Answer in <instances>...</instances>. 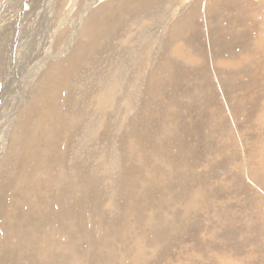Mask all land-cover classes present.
<instances>
[{
  "label": "rangeland",
  "instance_id": "1",
  "mask_svg": "<svg viewBox=\"0 0 264 264\" xmlns=\"http://www.w3.org/2000/svg\"><path fill=\"white\" fill-rule=\"evenodd\" d=\"M222 1L225 3H222ZM92 2L94 1L0 0V150H3L2 158H4L0 159V161L4 162L8 156L10 157L12 155L14 133H16L20 124H25V122L29 124L27 129L29 127L31 128L30 131L32 133L30 135L36 133L37 135H42V132L46 134L47 130L51 132V121H45L43 118L38 119L33 114H31L33 117L29 116L27 112L31 107L30 105H33L30 103H33L32 97L34 92L39 88L37 86H39L41 72H45L44 69H48L56 61L67 65L68 58L78 48L79 43L81 41H88L87 38H82L84 37V27L88 21V16L92 12L100 11V8L104 4H106L104 5L106 8L110 5H117L120 1L101 0L94 5H88ZM192 4L193 0H166L165 4L159 3L151 11H148L146 8L145 10H140L137 14H133L128 20L129 22L122 25V31H120L117 37L114 36L112 41L108 42L109 45L106 42V46L112 47V52L110 55L104 54L102 57L105 59L110 56L112 68L110 69L107 63H102L103 66L101 64L100 66L97 65V70H89V68L85 67L87 71L85 70V73L81 74V78H78L68 86L67 92H70H68L67 96L70 95L69 101H73V105L75 103L77 105L80 103L84 104V102L88 105V120L84 128H80L79 132H82V137H80V133L77 135L76 147H73V149L71 144H69V148H72V151L69 150L67 162L71 166V170L75 167L82 169L84 166L85 173L87 171L89 172L85 175L86 177H93L95 175L94 177L97 179H94L98 180V188L103 195L106 194L107 198L105 197L101 201V211L99 214L92 211L93 201L91 199L93 196L91 195L89 197L92 188L89 190L86 189L89 199L80 196L82 193L78 192L80 188L77 192H74L71 200L78 213V227H75L74 234L72 235L70 233L57 234L55 239L56 245H54L56 252L63 254L65 257H69L70 254L77 257L82 252L81 254L93 258L90 253V240L92 239L100 245L101 238H103L101 231L93 229V223L94 221L100 223L104 221L98 216L94 217V214L105 217L110 222L108 223L111 226L110 228L116 230L113 224L114 220L120 217L121 213L126 212L128 208L127 203L116 196L117 190H114L115 187H113V178L118 180L120 174H124L121 171V167L120 169L116 168L117 159L115 156L117 149H114L120 148L127 156H142L146 161L147 156L131 148L133 146V139L130 137L131 133H125L122 138L119 136L124 129L126 120L135 117L141 105V115L139 116L141 121L138 126V134H141V138L146 143H148V139H150L149 137H151L153 132L154 137L155 134H159L158 132H160L162 127H165V123L167 122L166 117H164L165 114L168 116L169 113L174 112L173 120L176 125H182L184 123L183 126L188 136V138H186L187 136L185 137L186 144L191 146L193 150H196V154H193L190 150L186 160L188 165L193 166L192 173H189V177L195 176L200 178L197 179L200 181L192 179L188 181L189 187L187 190L190 194L197 193L195 201L191 202V204L190 202H188L189 204L179 202L178 205L176 203L177 201L171 202V196L167 192L168 184L164 178L159 177L157 179L158 181H156L152 176H148L151 180L153 179L157 182H150L148 180L147 183H149L147 185L149 187H146H148V190L153 189L156 191L154 198L157 206L160 205L159 208L161 210L157 212L159 215H165L163 209L176 204L179 207L176 208L177 213L183 214L181 210L186 208L190 209L189 211L191 213L189 215V222L186 221V227L191 228L189 234L181 230L175 231L174 234L172 233V241H170L174 245L170 243L172 247L168 245V247L162 248L164 258L159 264H178L177 262H180L179 264H264V0H207L204 4L205 8L208 11H215L212 13L206 11L205 8V10L200 8V11L198 10L196 14V20H194L196 22L191 24L193 29H187L185 36L178 37L174 29H179L186 24L184 21L192 14L189 10ZM91 6H93V9ZM169 14H171L170 18ZM222 14L227 17L222 16ZM198 17L199 19L197 21ZM168 19H172V23ZM230 20L232 21L231 23ZM195 31L199 32L196 33ZM223 34H227L226 39H224L226 36ZM217 36L219 38L221 37L222 40L217 38ZM164 41L166 42V50L164 49ZM151 45H153L154 50ZM218 49L220 52H217ZM152 54L153 58H155L154 66L166 57L172 63L176 64L179 62L177 64L180 66L179 71L185 73L176 83L177 86L175 88L171 83L165 88V92L169 97L174 95L176 99L178 98V104L173 105L168 101V98H166L168 100L159 98L162 101H159L158 105L157 101L155 104L149 102V89L144 84L141 87L142 100L140 103L139 101L125 100L121 104L123 111L121 110L119 113L115 112L117 109L116 97L118 96L119 90L124 87V79L126 77L130 78L126 89L132 88L135 75L138 73H136L137 65L147 63L148 57ZM102 57L98 56L97 62L102 61ZM142 57L144 58L142 59ZM86 64L88 63L86 62ZM98 68L102 70H98ZM130 69L131 71H129ZM157 73L159 72L157 71ZM227 73L228 75H226ZM85 75H88V78ZM234 78L237 82L234 81ZM217 80L219 83H216ZM233 82L235 84L238 83L240 86L235 85ZM207 83L211 86L209 87ZM246 84L249 86L247 87ZM220 86L222 89L219 88ZM223 86L224 88L226 86L228 88L226 87L224 90ZM92 87L94 91L100 88L106 90L92 96ZM247 92L249 94L246 96ZM19 94H22L24 97V103L20 104V108L17 105L19 104ZM48 94H43L39 98L42 106L51 103L50 100H52V97ZM43 96H46V99ZM62 96L64 97L65 95L63 94ZM88 96L89 99L87 98ZM47 98L50 102L44 101L45 103L43 102L42 104L43 99L47 100ZM165 102L166 104H164ZM147 103L149 105H146ZM155 105H157V110H162L163 108L164 110L166 109V112L168 110L169 112L163 115H155L153 113ZM143 106H146L147 109ZM34 109L37 108L35 107ZM105 110L106 112H104ZM117 113L118 115H116ZM19 117L23 120L21 118L19 119ZM106 117H109V120ZM193 117L199 120L195 122L193 119V123L191 121ZM120 120L124 124L117 126ZM7 122L9 123L11 132L7 131L8 127L5 125ZM16 122L17 124L19 123L17 127L15 125ZM105 122L108 124L105 132L110 136L106 135V138L104 137L103 139L102 135L104 132H102L103 128H101V125L102 127L105 126ZM185 124L189 125V127ZM193 124H196V126H193ZM14 125L15 129H13ZM36 127L38 128L37 130H35ZM85 132L89 134H85ZM191 132L195 135L190 137L189 134ZM148 133L151 134L149 135ZM117 135L118 137L114 139L113 137ZM84 138L90 140L81 143V139L83 140ZM157 138L155 137L154 143L158 141ZM98 139L103 141L100 142ZM115 140L119 142L116 143L114 142ZM120 140L125 141L127 146L125 142L123 144V141ZM159 143L160 141L155 143V145ZM90 146L94 147L92 148ZM23 151L25 155L29 152V150L26 152L25 148ZM75 153H79L81 157ZM44 154L45 151L44 153L40 152L39 157H45ZM148 154L151 153L148 152ZM148 157L150 158V162L152 161L151 163L149 162L151 164L150 169L158 166L159 169L166 172V163L161 164L156 162L157 159H153V161L150 155ZM80 158L83 159L81 160ZM87 160L90 161L87 162ZM132 164H136L135 167H132L134 166ZM155 164L157 165L154 166ZM128 166L129 168H137L139 167V162H131ZM101 167L102 170L104 169L103 171ZM104 171L105 174L103 173ZM100 174L103 175L100 176ZM185 182L176 176L173 177L171 190H179L182 187L181 184ZM189 182H192L191 184L194 186H191ZM0 183H2L1 178ZM207 187L212 194L209 198L204 199L201 193ZM49 190L50 192L41 190L42 194L40 196L45 197L54 192L50 188ZM137 191L139 193L141 192L139 189ZM164 192H166V196ZM12 195L17 194L7 192L6 196L10 197L9 200L14 201L23 210V205L11 198ZM79 202H83L82 205H84V211L82 212L79 211V207L82 206ZM67 203H69V200H67ZM110 204L112 205L109 206ZM113 204L114 207H112ZM191 209L193 210L191 211ZM124 214L126 215V213ZM12 218L13 216L9 219L10 222L8 220H3L2 222L0 218V234L5 226L13 224L14 219ZM164 228H167V226ZM164 228H153V233L156 235L162 232L165 233L168 228ZM132 237L135 239H132V250H135L137 253L138 250L135 242H138L139 239L136 235ZM78 241V246L81 247L80 249H71L69 251L70 249L63 246L65 242L76 244ZM12 242H16V239H11L10 244ZM126 246V242L124 246L117 243L116 248L122 253L125 251L124 254H126ZM4 247H7V245L0 240V255ZM163 249H166V251ZM100 250L103 252V249ZM97 251L98 249L94 251L95 254ZM103 253L106 257H110L109 252L106 250ZM4 255L9 260L6 253ZM170 258H174L172 259V262L174 260L173 263ZM178 258L181 260L179 261ZM182 258H185V261ZM33 259L38 264H42L44 261L47 263V260L41 256L39 257L38 253L33 254ZM151 260L153 261L154 259H150L149 261ZM91 262V264H94V260H91ZM21 263L29 264L27 258H22Z\"/></svg>",
  "mask_w": 264,
  "mask_h": 264
},
{
  "label": "bare ground",
  "instance_id": "2",
  "mask_svg": "<svg viewBox=\"0 0 264 264\" xmlns=\"http://www.w3.org/2000/svg\"><path fill=\"white\" fill-rule=\"evenodd\" d=\"M93 1L94 2H92L88 5H91V4L94 5L96 2L99 3L101 0H93ZM119 1L120 2H118L117 5H110L106 8L104 6L106 4L103 5L101 3V5H103L102 8H100L101 10L97 11V12H92L88 16V21L87 22L85 21L86 23H85V27H84V37H82V38H87L88 41L86 39L87 42L81 41V43H79V45L77 44L78 48H76V50L73 51L71 56L68 58L67 65H64L63 63L56 61V62L52 63V65H50V67L48 69H44L45 72H41V76H40L41 78H40L39 86H37V88L38 87L39 88L34 92V95L32 97L33 103H30L33 105H30L31 107H30V109H28L27 113L29 114V116H32L31 114H33V116H35L38 119L43 118L45 121H51V123H52L51 132H48V130H47V133L45 134V132H42L43 131V129H42V131H41L42 135H40V134L37 135V133L30 135V133H32L30 131L31 128L29 127V129H27V126L29 124H27L26 122H25V124L24 123L20 124L18 126L19 128H17L16 133H14L15 134L14 139L12 138L13 139V153H12V155L10 157L8 156L6 158V160H4V162L0 161V163H1L0 164V178L2 179V183H0V218L2 219V222H3V220H6V221L8 220L10 222L9 219L12 216H13L12 219H14L13 220L14 222L12 221L13 224H11L9 226H5V228H3L1 230L0 240H2L7 245V247L2 248V254L0 255V264H11V263L22 264L21 263L22 258H27L29 264H38L33 259L34 253H38L39 257L41 256L43 259L47 260V263L45 261L44 262L42 261L43 262L42 264H91L92 263L91 260H94V264H153V263L159 264L160 262L163 261V258H164V255H162V248L168 247V245L171 246L170 243H172L171 242L172 241V238H171L172 233L174 234L175 231H179V230H181L187 234H189V232H190L191 228L189 229L186 227V221L189 222V215L191 214L189 211L190 209L186 208L184 210H181L183 212V214H182V213H177L176 208H179V207H177L179 205L178 204L179 202L184 203V204L190 202V204H191V202L195 201L197 193L190 194V192L187 190V188L189 187L188 181L190 179L197 180L200 178L195 177V176L189 177V173H192L193 166L188 165L186 163V160L188 158L189 151L191 150V152L193 154H196V150H193L191 148V146H188L186 144L185 137L187 136V134H186L184 126H183L184 123L182 125L181 124L176 125L175 121L173 120V113L174 112L169 113L168 116H166L167 114L164 115V117H166V121H167L165 123V127H162L160 132H158L159 134H157V135L155 134L154 137H153L154 132L152 134L148 133L149 135L151 134V137H149L150 139H148V143H146V141H144V139L141 138V134L140 135L138 134V130H139L138 126H139V123L141 121L139 118V116L141 115V108H140L141 105H140L138 112L136 113V116L126 120V123L124 125V129H123L122 133H120V135L119 134L118 135L120 136V138H122V136L125 133H131L130 137H132V139H133V144H132L133 146L130 145L131 148L135 151L138 150V152H140L142 155L147 156L146 161H145V158H143L142 156H136V155L127 156L126 153L124 154L120 148L114 149V150L117 149L116 150L117 153L115 156L117 159V161L115 160L117 163L116 168L120 169V167H121V171H123L124 174L121 173L122 175L120 174V177L118 180H115L113 178V187H115L114 190H117L116 196L123 199V201H125V203H127L128 208H127L126 212H124V213H126V215L124 213L123 214L121 213V216L123 215V217L120 216L114 220L113 224H114V227L116 228V230H115V229H111L110 228L111 226L108 225V223H110L109 220L107 221L106 218L103 217L102 215L94 214V217L98 216L101 220H104L105 222L102 221L100 223V222L94 221V223H93V229L99 230L103 233V238H101L102 240H101L100 245H98L92 239L90 240V248H91L90 253L93 256V258L87 257L88 255L86 256L84 254H81L82 252L77 257H74L72 254H70L69 257H65L63 254L56 252V247L54 246V245H56L55 239L57 237V234H59V233H66V234L70 233L72 235V234H74L75 227L76 226L78 227V225H77L78 213L75 209L74 203L71 200L74 192H77L78 189L80 188L78 191V192H82L80 194V196H82V197L84 196L85 198L89 199V197H91V195H92L93 196V198L91 199L93 201L92 202V211H94L95 213L96 212L99 213L101 211L100 210V208H101L100 203L106 197V194L103 195L101 190L98 188L99 187L98 180H96L97 178L94 177L95 175L93 177H86L85 175L88 174L89 172L87 171L85 173L84 166L82 167V169L80 167H75L74 169L71 170V168H70L71 166H69V164L67 162V158L69 157L68 156L69 150L72 151V148L76 147L77 135L80 133L79 132L80 128H84V126L88 120V116H87L88 105L86 104V102H84V104L80 103L79 105H77L75 103L73 105V101H71V102L69 101L70 95L67 96L68 92H70V91L67 92V88L75 80H77L78 78H81L80 77L81 74L85 73V70H86L85 67L89 68V70H97L96 69L97 65L100 66V64H101V66H103L102 63H107L108 67L111 69L112 68V61L109 58L110 56H108L105 59L102 57L104 54L110 55L112 52V47L110 48V47L106 46V42L108 44V42L112 41L114 36L117 37V35L120 33V31H122V28H121V27H123L122 25L124 23L127 24L129 22L128 20L133 16V14H137L140 10H143V9L145 10L146 8L148 9V11H151L153 8L157 7L159 3L165 4L166 0H119ZM205 1H207V0H193L192 7L191 8L189 7L190 8L189 10L192 12V14H190L188 16V18L186 17L187 15L185 14L186 15L185 17L187 19L185 18L186 21H184V22L186 24L183 22V24H185L184 26L180 27L179 29H174L175 34L178 37L185 36L187 34L186 33L187 29H193V27H191V24H194V22H196L194 20H196L195 18L197 16L196 14L198 13V10L200 8L201 9L205 8V5H204ZM104 2H107V1H104ZM116 2H117V0H116ZM222 3H225V2L222 1ZM92 7L93 6H91V8ZM216 7H218V6L216 5ZM206 11H208V9H206ZM214 11H210V12L213 13ZM169 15H170L169 16V18H170L171 14H169ZM222 16L227 17L224 14H222ZM144 17H146V16L144 15ZM174 17H176V16H174ZM199 17L197 18V21H198ZM168 20L172 23V19H168ZM180 20H181V18H180ZM231 22L232 21L230 20V23ZM197 29H198V27H197ZM198 32L199 31H197L196 33H198ZM152 33H154V32H152ZM200 33H201V31H200ZM223 35H225V34H223ZM174 38H176V37H174ZM217 38H219V37L217 36ZM226 38H227V36L224 39H226ZM197 39H198V37H197ZM219 39L222 40L221 37ZM173 41H175V40L173 39ZM152 44H154V43H152ZM163 44H164V49L166 50V42L164 41ZM212 44H214V43H212ZM205 45H202V46H205ZM207 45H208V43H207ZM152 46L153 45H151V47ZM215 46H216V44H215ZM206 47H208V46H206ZM221 47H223V45H221ZM143 48H145V47H143ZM219 49L217 52H220ZM143 50H145V49H143ZM153 50H154V48H153ZM194 51H196V50H194ZM200 53H201V51H200ZM98 56H101L103 58L102 61L97 62ZM143 58L144 57H142V59ZM140 60H141V58H140ZM154 61H155V58H153V54H152L150 57H148L147 63H141V64L137 65L136 73L137 72L138 73H137V75H135L134 84H133L132 88H130L128 90L126 89V87L128 86L130 78L126 77L124 79V84H123L124 87L119 90L118 96L116 97V100H117L116 108L117 109L115 110V112L119 113V112H121V110L123 111V109H121V104L125 100H134V101H139V103H140V101L142 100L141 87L144 84L147 85V87L149 89V92H148L150 95V101L149 102L155 104L157 101V105H158V102L162 101L159 98H161V99L163 98V100L168 98L169 100L168 99H166V100L170 101L173 105L178 104V100H177L178 98L176 99L173 94H172L173 96L171 95L172 97H169V95L165 92V88L169 85V83L173 84V87L175 88L177 86L176 83L184 76L185 73L183 71H181V72L179 71L180 66L177 65L179 62H177L176 64L172 63L165 57L162 59V61L159 64L154 66L153 65ZM86 62L88 64H86ZM41 69H42V67H41ZM98 70H102V69L98 68ZM41 71H43V70H41ZM82 71H84V72H82ZM129 71H131V69ZM157 71L159 73H157ZM246 71H248V70H246ZM226 75H228V73ZM85 77L88 78V75H85ZM227 78H229V77H227ZM104 80H106V78H104ZM234 81H236L235 78H234ZM216 83H219L218 80L216 81ZM37 84H38V82H37ZM207 85H208V83H207ZM235 85H239V84L236 83ZM224 86H223V88H224ZM246 86H247V84H246ZM226 87L224 88V90L226 89ZM219 88L222 89L221 86ZM249 88H252V87H249ZM244 89L247 90L246 87H244ZM105 90L106 89L100 88L99 90L94 91V89L92 87V96L97 95L99 92H103ZM177 91H178V89H177ZM43 94L44 95L48 94V95H51V97H52L51 98L52 100H50L51 103H47L46 106H45V104H44V106H42L40 104L41 102H40L39 98ZM63 94L65 95L64 97L62 96ZM248 94H249V92H247L246 96ZM19 95H20L19 102H18L19 104H17L18 108H20L21 103L22 104L24 103V100H23L24 97L22 96V94H19ZM45 97L43 96V98H45ZM48 98H50V97H48ZM48 98H47V100L43 99L42 104L44 101L50 102L48 100ZM87 98L89 99V96ZM161 103L163 104V102H161ZM164 104H166V102ZM146 105H149V104L147 103ZM157 105H155V107L153 108V113L155 115L156 114L157 115H163L164 113L169 112V110L166 112L165 111L166 109L164 110L163 108H162V110H157L156 109ZM169 106L171 107V105H169ZM35 107L37 109H34ZM143 107H145V109H147L146 106H143ZM149 108H150V106H149ZM24 112H25V110H24ZM104 112H106V110ZM109 112H110V110H109ZM112 113H111V115H112ZM118 113L116 115H118ZM38 114H39V116H37ZM249 114H250V112H249ZM49 116L51 119L49 118ZM21 117H23V116H21ZM21 117H19V119ZM108 118L106 117V119H108ZM193 119H194V117L192 118L191 121H193V123H194V120H195V122H196L197 119H194V120ZM25 120H26V118H25ZM110 120H111V118H110ZM18 124H17V122L15 123L16 127ZM123 124L124 123L120 120V122H118L117 126L123 125ZM5 125H6V127H8L7 131H10L9 123L7 122ZM15 125H14V128L12 126L13 129H15ZM107 126H108V124L106 122H105V126L102 127V125H101V128H103L102 132H104V134L102 135L103 139L106 135H109L107 132H105V129L107 128ZM186 126L189 127V125H186ZM193 126H196V124L195 125L193 124ZM197 126H199V125H197ZM140 128L142 129V127H140ZM37 129L38 128L36 127L35 130H37ZM84 130H86V129H84ZM12 131L14 132V130H12ZM81 133H80V137H82ZM144 133H146V132H144ZM193 133H195V132H193ZM43 134H45V135H43ZM85 134H89V133L85 132ZM118 135L116 137H113V138L116 139L118 137ZM192 135H195V134H192V132H191V134H189V136L191 137ZM87 136H89V135H87ZM27 137H28V139H27ZM75 137H76V139H75ZM155 137H158L157 138L158 141L155 143H158L160 141V143L157 145H155V143H154ZM186 138H188V136ZM74 139H75V141H74ZM100 139H98V141L102 142L103 140H100ZM132 139L130 138V140H132ZM89 140L87 138H84L83 140L81 139V143H85ZM192 140H194V139H192ZM120 141H123V140H120ZM114 142L118 143L119 141L115 140ZM124 142L125 141H123V144H124ZM69 144H71L72 148H69ZM125 144H126V142H125ZM126 146H127V144H126ZM90 147H92V146H90ZM24 148H25L26 152L29 150L27 155L23 154V153H25L23 151ZM77 148H78V146H77ZM7 150H9V149H7ZM75 150H76V148H75ZM44 151H45V154H44L45 157L40 158L39 153L40 152L44 153ZM98 151H100V150H98ZM103 151H105V150L103 149ZM148 152H150L151 154H148ZM91 153H93V152H91ZM2 154H3V150H0V159H4V158H2L3 157ZM75 154H79V153H75ZM86 154H87V152H86ZM94 154H96V153H94ZM100 154H101V152H100ZM82 155H84V154H82ZM148 155H150L152 157L151 158L152 160L157 159L156 162H159L161 164L166 163L167 164V166H166L167 168L165 169L166 172L163 171L162 169H159L158 166L156 168L154 167V169H150L151 168L150 163L152 161L150 162V158L148 157ZM5 156H7V155H5ZM79 156L81 157L80 154H79ZM104 157H106V156H104ZM103 160H104V158H103ZM77 161H78V158H77ZM89 161L90 160H87V162H89ZM91 162H94V161H91ZM131 162L132 163L139 162V167L136 166L137 168H129L128 165ZM33 163H34V165H33ZM159 163H158V165H159ZM132 165H134V164H132ZM135 165L132 167H135ZM156 165L157 164H155L154 166H156ZM93 167H94V165H93ZM152 167H153V165H152ZM163 167H165V165H163ZM93 170H95V169H93ZM99 170H100V168H99ZM101 170H102V167H101ZM105 171L103 172L104 174H105ZM97 172H98V169H97ZM147 172H148V174H146ZM51 174H54V175H51ZM102 175L100 174V176H102ZM148 176H152L153 179H155L156 181H158L157 179L159 177L162 179L164 178L166 180L165 182H167V184H168L167 192L170 194L169 196H171L170 197L171 202L177 201L176 203L178 205L177 204L172 205L170 207H166L163 209L164 210L163 213H165V215H159L157 213L161 209L159 208L160 205L157 206V203H156L155 198H154L156 191H154L153 189L148 190L149 186L147 185L149 183V182L147 183L148 180L150 182L155 181V180H153V179L151 180V178H149ZM175 176L177 178H180V179L186 181V182L184 184H181L182 187L180 185L181 188L179 190H177L175 188L176 191H173V190H171V188L173 186V177H175ZM94 178H96V179H94ZM197 181H200V180H197ZM155 182H153V183H155ZM192 182L195 184L194 181H192ZM192 182H189V183L191 184ZM176 184H178V183H176ZM146 186H148V187H146ZM157 186H158V184H157ZM191 186H194V185L191 184ZM154 187H156V186H154ZM49 188L54 192L52 194L50 193L49 195L46 194L48 196L41 197L40 196L42 194L41 190L42 191L45 190L46 192H50ZM90 188H92V189H91V193L88 197L87 190H89ZM138 189H139V191H141L140 193L143 196L137 191ZM209 190L210 189H208V187L204 188L203 192L201 190V192H202L201 194H202L204 199H207L211 196L212 193H210ZM7 192H12L14 194H17V195H12L11 198H13L16 202H19L21 205H23L22 206L23 210L17 204H15L14 201L9 200L10 197L6 196ZM165 193L166 192H164V195H165ZM43 195H44V193H43ZM161 195H162V193H161ZM79 198H78V200H79ZM162 199H164V198L162 197ZM67 200H69V203H67ZM107 201H108V199H107ZM107 201H106V203H107ZM141 202L142 203L145 202V204L142 205ZM67 204H68V206H67ZM79 204L82 205L83 202H79ZM111 205L112 204H110L109 206H111ZM86 206H87V204H86ZM83 207H84V205L79 207L80 208L79 211H81V212L84 211ZM90 207H91V205H90ZM112 207H114V204ZM193 209H191V211ZM210 209H212V208H210ZM86 210H88V209H86ZM119 212H120V210H119ZM144 212H145V214H144ZM196 212H197V210H196ZM166 226H167L168 230L165 233H163V232L159 233V234L157 233L158 235L153 233V231H154L153 228L160 229L161 227L164 228ZM79 227H80V225H79ZM167 228H164V229H167ZM181 231H180V233H181ZM133 235H136V237L139 239L138 242L137 241L135 242L136 248L138 250L137 253L135 250H132V241H133L132 239H134L132 237ZM219 235H221V234H219ZM67 237H68V235H67ZM11 239H14V240L16 239V242H12L10 244ZM98 239H99V237H98ZM221 240H223V239H221ZM74 241H76V240L74 239ZM125 242L127 243V246L125 248L126 254H124L125 251H124V253H122L121 251H119L116 248L117 243L124 246ZM175 243H176V241H175ZM78 244H79V241L76 244H73L72 242L71 243L65 242L64 245L63 244L62 245L64 247L70 249L69 251H71V249H78V248L80 249L81 247L78 246ZM173 248H174V246H173ZM173 248H171V250H173ZM97 249H98V251L95 254L94 251ZM100 249H103V252H104V250L109 252L108 254H110V257H106V255ZM163 250L166 251V249H163ZM186 251H188V250H186ZM4 253H6V255L10 261L5 257ZM70 257H71V259H70ZM94 257H96V259H94ZM88 258H90V259H88ZM150 259H154L153 261L151 260L152 263H151V261H149ZM172 259H174V258H172ZM172 259L170 258L171 262H172ZM182 259H184L183 261H185V258H182ZM16 260H17V262H16ZM178 260H179V258H178ZM186 260H188V259H186ZM173 262H174V260H173ZM177 263L179 264L180 262H177Z\"/></svg>",
  "mask_w": 264,
  "mask_h": 264
}]
</instances>
